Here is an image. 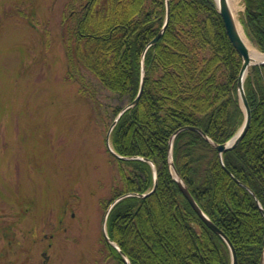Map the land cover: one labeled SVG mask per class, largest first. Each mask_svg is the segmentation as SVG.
<instances>
[{"label": "trees", "instance_id": "1", "mask_svg": "<svg viewBox=\"0 0 264 264\" xmlns=\"http://www.w3.org/2000/svg\"><path fill=\"white\" fill-rule=\"evenodd\" d=\"M244 34L264 53V0H242ZM66 11V12H65ZM59 22L65 78L97 110L91 74L122 105L137 94L142 53L165 17L164 0H68ZM22 14V13H21ZM144 87L136 106L125 111L110 134L118 182L100 202L110 210L109 239L130 264H230L224 240L199 218L181 194L168 167L169 140L182 128H198L216 144L239 129L243 113L237 97L241 59L228 40L212 0H169L162 36L146 49ZM251 112L249 128L232 150L222 154L198 132L184 129L171 157L178 177L206 217L229 240L236 264H258L264 238V66L244 81ZM260 208H259V206ZM113 264H125L101 237Z\"/></svg>", "mask_w": 264, "mask_h": 264}, {"label": "rangeland", "instance_id": "2", "mask_svg": "<svg viewBox=\"0 0 264 264\" xmlns=\"http://www.w3.org/2000/svg\"><path fill=\"white\" fill-rule=\"evenodd\" d=\"M67 2L0 0V264H113L100 202L118 182L105 137L122 103L85 73L94 111L65 78Z\"/></svg>", "mask_w": 264, "mask_h": 264}, {"label": "water", "instance_id": "3", "mask_svg": "<svg viewBox=\"0 0 264 264\" xmlns=\"http://www.w3.org/2000/svg\"><path fill=\"white\" fill-rule=\"evenodd\" d=\"M165 2V17H164V22L162 27L160 28V30L158 31V33L156 34V36L147 44V46L145 47L143 53H142V58H141V69H140V79H139V86H138V91L136 96L134 97V99L132 101H130L128 104H126L125 106H123V108L118 112V114L116 115V117L114 118V120L112 121V123L110 124L107 133H106V137H105V144H106V149L107 151L115 158L117 159H122V160H133V159H142V158H138V157H122L119 156L118 154H116L110 144V134L112 129L114 128V126L116 125L118 119L122 116V114L127 111L130 108H133L134 106L137 105L142 91H143V87H144V64H143V57L145 54V51L147 48H149L150 46H154L156 44V42L158 41V39L162 36V34L164 33L168 20H169V0H164ZM216 10L218 12V14L220 15L223 25H224V29H225V33L226 36L228 38V40L230 41L231 45L233 46L234 50L237 52V54L239 55L240 59H241V68L237 77V84H236V88H237V97H238V101L243 113V120L241 123V126L239 127V129L236 131V133L225 143L223 144H216L213 143L212 141H210L208 139V137L198 128H187V127H182L178 130H176L173 135L171 136L170 140H169V149H168V167L171 173V176L174 178V180L176 181V184L181 192V194L183 195V197L187 200V202L189 203V205L191 206V208L194 210V212L199 216V218L206 224V226L208 228H210L213 232H215L217 235H219L224 242L226 243V245L228 246L229 249V253H230V264H236V254L234 251V248L232 247L231 243L229 242V240L224 236V234L206 217V215L200 210V208L198 207V205L196 204V202L194 201V199L192 198L191 194L189 193L186 185L183 183V181L178 177L173 162H172V157H171V151H172V142L175 138V136L181 132L184 129H193L196 132H198L204 139H206L218 152L219 157L221 158L222 154L225 153L228 150H232L233 148H235L238 143L242 140V138L245 136L249 125H250V121H251V112L246 100V96H245V92H244V81L245 78L252 74V72L254 71L256 66H264V63H256L253 62L251 60V58L248 55L246 46L244 45L241 36L238 32V28L236 26L234 17L232 16L228 5H227V1L226 0H213ZM143 161H147L151 166V162L146 160V159H142ZM153 170V185L150 191L145 192V193H125L119 197H117L107 208L106 211L104 213L103 219H102V224H101V231H102V236L105 240V242L107 244H109L110 246H112L117 253L121 256V258L123 259V261L125 262V264H130L128 259L126 258V256L124 255V253H122V251L119 249V247L113 243L108 235H107V229H106V221H107V217L108 214L110 212V210L112 209V207L119 202L120 200L126 198V197H138V198H145L147 196H149L150 194H152L155 191L156 188V174H155V170L152 167ZM259 206V205H258ZM260 208V206H259ZM260 212L262 213L263 217H264V212L263 210L260 208ZM258 264H264V238H263V250H262V254L259 260Z\"/></svg>", "mask_w": 264, "mask_h": 264}, {"label": "bare ground", "instance_id": "4", "mask_svg": "<svg viewBox=\"0 0 264 264\" xmlns=\"http://www.w3.org/2000/svg\"><path fill=\"white\" fill-rule=\"evenodd\" d=\"M217 1V0H216ZM227 1V5L228 8L232 14V16L234 17L236 26L238 28V32L241 36V39L244 43V45L246 46L247 52L249 57L251 58V60L253 62L256 63H264V53L258 51L250 42L249 40L245 37L238 21H237V14L239 13V11H241V7L239 6V0H226Z\"/></svg>", "mask_w": 264, "mask_h": 264}, {"label": "flooded vegetation", "instance_id": "5", "mask_svg": "<svg viewBox=\"0 0 264 264\" xmlns=\"http://www.w3.org/2000/svg\"><path fill=\"white\" fill-rule=\"evenodd\" d=\"M43 258L45 259L44 262L42 264H46L47 258L45 257L44 254H42Z\"/></svg>", "mask_w": 264, "mask_h": 264}]
</instances>
